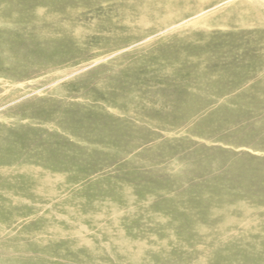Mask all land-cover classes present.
I'll list each match as a JSON object with an SVG mask.
<instances>
[{
	"label": "rangeland",
	"instance_id": "rangeland-1",
	"mask_svg": "<svg viewBox=\"0 0 264 264\" xmlns=\"http://www.w3.org/2000/svg\"><path fill=\"white\" fill-rule=\"evenodd\" d=\"M0 264H264V0H0Z\"/></svg>",
	"mask_w": 264,
	"mask_h": 264
},
{
	"label": "bare ground",
	"instance_id": "bare-ground-1",
	"mask_svg": "<svg viewBox=\"0 0 264 264\" xmlns=\"http://www.w3.org/2000/svg\"><path fill=\"white\" fill-rule=\"evenodd\" d=\"M249 5V4H248Z\"/></svg>",
	"mask_w": 264,
	"mask_h": 264
}]
</instances>
